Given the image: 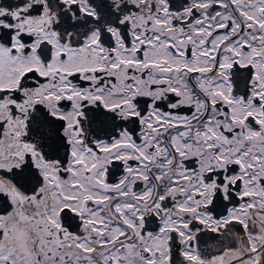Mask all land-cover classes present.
I'll return each instance as SVG.
<instances>
[{
  "label": "snow or ice",
  "instance_id": "obj_1",
  "mask_svg": "<svg viewBox=\"0 0 264 264\" xmlns=\"http://www.w3.org/2000/svg\"><path fill=\"white\" fill-rule=\"evenodd\" d=\"M0 264H264V0H0Z\"/></svg>",
  "mask_w": 264,
  "mask_h": 264
},
{
  "label": "flooded vegetation",
  "instance_id": "obj_2",
  "mask_svg": "<svg viewBox=\"0 0 264 264\" xmlns=\"http://www.w3.org/2000/svg\"><path fill=\"white\" fill-rule=\"evenodd\" d=\"M137 190H139V189H137ZM211 243H212L211 241L208 242V244H211ZM202 246H203V245H202ZM212 250L214 251L215 249L213 248Z\"/></svg>",
  "mask_w": 264,
  "mask_h": 264
}]
</instances>
